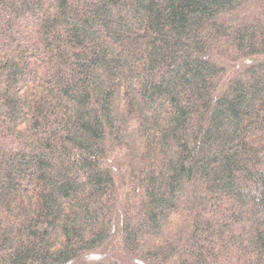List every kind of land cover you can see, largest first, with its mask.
Segmentation results:
<instances>
[{"label":"trees","instance_id":"1","mask_svg":"<svg viewBox=\"0 0 264 264\" xmlns=\"http://www.w3.org/2000/svg\"><path fill=\"white\" fill-rule=\"evenodd\" d=\"M0 264H264V0H0Z\"/></svg>","mask_w":264,"mask_h":264}]
</instances>
